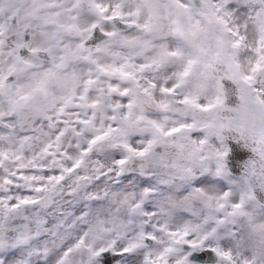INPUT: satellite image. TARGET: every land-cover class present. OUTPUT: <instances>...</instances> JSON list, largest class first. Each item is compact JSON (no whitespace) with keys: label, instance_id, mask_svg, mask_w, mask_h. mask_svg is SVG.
<instances>
[{"label":"clouds","instance_id":"9594fccd","mask_svg":"<svg viewBox=\"0 0 264 264\" xmlns=\"http://www.w3.org/2000/svg\"><path fill=\"white\" fill-rule=\"evenodd\" d=\"M0 264H264V0H0Z\"/></svg>","mask_w":264,"mask_h":264}]
</instances>
